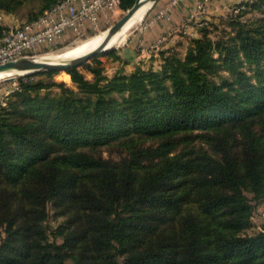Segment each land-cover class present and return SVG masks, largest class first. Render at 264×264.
Instances as JSON below:
<instances>
[{"label":"trees","instance_id":"obj_1","mask_svg":"<svg viewBox=\"0 0 264 264\" xmlns=\"http://www.w3.org/2000/svg\"><path fill=\"white\" fill-rule=\"evenodd\" d=\"M25 1L0 0V15ZM39 1L24 21L56 0ZM216 18L228 30L212 39L204 20L182 58L160 49L161 70L107 78L86 61L92 80L64 71L78 91L57 71L17 77L20 117L0 107V264H264V220L244 232L264 201V23Z\"/></svg>","mask_w":264,"mask_h":264},{"label":"rangeland","instance_id":"obj_2","mask_svg":"<svg viewBox=\"0 0 264 264\" xmlns=\"http://www.w3.org/2000/svg\"><path fill=\"white\" fill-rule=\"evenodd\" d=\"M242 1L245 0H239L238 3H235L232 6V9H229L225 14H221L220 16L223 17V19H228L229 17L234 18L235 20L241 22V23H247V24H256V23H264V4L260 5L259 7H252L250 3L254 0H246V4ZM155 3V2H154ZM154 3L149 6L147 11L144 12L142 16V20L133 25L130 29L127 30L125 38L122 42L116 44L114 47L105 50L101 53L96 54L97 56L95 58L90 57L87 62L90 63L92 66L101 67L103 74L110 78L114 74L118 72H125L129 73L132 71L136 66L140 67L141 69L147 70V69H153V70H161L162 65V57L160 54V50L156 52V54H147L148 52H145L140 56V58H137L138 63L134 65V67L130 71H124L123 65L120 64V62L116 61V59L113 58L111 54L106 53L107 51H118L127 41L129 36H131L138 28H140L145 20L146 16L149 12V10L153 7ZM232 5V4H231ZM41 6V3L39 0H27L25 1L21 6H19L15 11L12 12H2L0 15V23H2L4 26L10 27L14 25L20 24L22 21L33 15ZM126 10L122 8L116 9L111 15L109 20L103 24V27L94 33H87L84 36H82L79 39H76L72 42H65L63 44L58 45L57 47H54L50 49L49 51L45 52L44 50H41L37 52L36 56H44V55H50V54H57L62 52H71L76 51L79 48L86 45L91 39L94 37L104 34L103 32L107 30V28L114 23L117 19H119ZM218 16V15H217ZM216 16V17H217ZM213 18L210 20L205 21H214L217 24V29L210 33H208V36L212 39L215 38L216 33L220 31V29L228 30L227 25L224 23H219L220 20H217V18ZM204 21L199 23V26ZM198 29V28H197ZM98 32V33H97ZM196 33L193 34H187V36L182 38L179 43H177L175 46L172 47L171 51H173L177 56L183 57L187 48L192 45V39L199 36L198 30L195 31ZM91 38V39H90ZM154 48V47H152ZM154 53V52H153ZM79 69L84 72L87 79L92 80L93 75L90 71L86 70L82 66L79 65ZM19 75H14L11 78L5 77L0 79V107H3L4 113L10 114V116L13 119H18L21 115V113L15 109L11 104L14 101H18L19 96L16 94V91H21L20 85L18 84L17 77ZM24 75V74H23ZM53 80L55 81H63L66 86L74 89L75 91H78V87L76 84L72 81V79L65 74L64 71H57L56 74L51 76ZM31 80H37V79H47L43 74L34 75L30 78ZM24 80H28L27 78H24ZM105 81H101V83H104ZM53 92L59 91L58 87H52L51 88ZM45 89H42L41 92H44ZM198 143L196 140L192 144ZM181 147V145L178 146V148ZM206 147V146H205ZM100 154L103 157L111 158L113 160H118L123 155L120 151H118L116 148H107V147H101L100 148ZM246 195L248 197H251V194L249 192H246ZM251 203L253 204V210L250 216V225L244 230L246 233H253L260 229L261 223L264 220V201L261 200H251ZM47 211L48 216L45 221V224L49 225L50 227L57 226L60 222H62L65 218V216L57 210L55 207L52 206V204L49 202L47 204ZM5 236L4 232V226L0 227V241ZM57 241H61V238L58 237Z\"/></svg>","mask_w":264,"mask_h":264},{"label":"built area","instance_id":"obj_3","mask_svg":"<svg viewBox=\"0 0 264 264\" xmlns=\"http://www.w3.org/2000/svg\"><path fill=\"white\" fill-rule=\"evenodd\" d=\"M175 1L171 0V3ZM205 1H197L196 12L203 10ZM119 5L120 0H56L37 17L3 30L0 36V63L32 56L45 49L49 51L87 33H95ZM229 9H232V5ZM190 17L191 15L187 18ZM168 34L169 32L163 33L151 46L160 45ZM146 48L139 46L137 58H140Z\"/></svg>","mask_w":264,"mask_h":264},{"label":"crops","instance_id":"obj_4","mask_svg":"<svg viewBox=\"0 0 264 264\" xmlns=\"http://www.w3.org/2000/svg\"><path fill=\"white\" fill-rule=\"evenodd\" d=\"M197 1L199 0H176L171 3V0H156L144 24L116 51L119 56L116 61L123 65L124 71H130L138 63L139 46H146L145 52L154 55L162 48L173 47L182 38L185 39L187 34H195L200 22L225 14L236 0H206L200 12L195 11ZM189 15L191 17L188 19ZM166 32L169 34L161 41V44L152 48L151 45Z\"/></svg>","mask_w":264,"mask_h":264},{"label":"water","instance_id":"obj_5","mask_svg":"<svg viewBox=\"0 0 264 264\" xmlns=\"http://www.w3.org/2000/svg\"><path fill=\"white\" fill-rule=\"evenodd\" d=\"M155 1L156 0H135L134 3L131 5V7L126 9L125 13L107 28V32L105 34L104 41L101 44V46L86 53H83L81 55H78L69 61H65V62L36 61L33 59L32 57L33 55H32V56L21 57L10 61H6L4 63H0V71L15 67L24 71V73L21 74L23 75V74L33 73L38 70L59 71V70H66L71 67H77L83 64L84 62H86L90 57L110 49V48H104L106 42L130 18V16L137 10V8L145 2H151L152 5ZM11 77L13 76H10L8 78Z\"/></svg>","mask_w":264,"mask_h":264},{"label":"bare ground","instance_id":"obj_6","mask_svg":"<svg viewBox=\"0 0 264 264\" xmlns=\"http://www.w3.org/2000/svg\"><path fill=\"white\" fill-rule=\"evenodd\" d=\"M151 5V2H145L141 4L137 10L130 16V18L110 37V39L106 42L104 48H111L114 47L116 44L120 43L123 41L125 38L126 32L128 29H130L133 25L139 23L142 20V16L148 7ZM100 32V31H99ZM107 30L104 31V34H100L93 39H91L86 45L83 47L79 48L76 51H71V52H62V53H57V54H50V55H44V56H36L33 55V59L36 61H45V62H65L73 59L74 57L81 55L83 53H86L88 51H91L99 46L104 41V37L106 34ZM98 33V32H97ZM96 34V33H94ZM65 71V70H61ZM24 73V71L12 67L8 68L6 70L0 71V79L5 78V77H10L14 75H19Z\"/></svg>","mask_w":264,"mask_h":264}]
</instances>
